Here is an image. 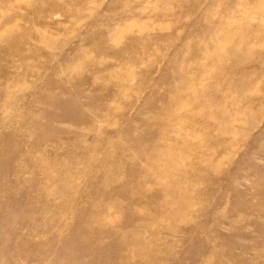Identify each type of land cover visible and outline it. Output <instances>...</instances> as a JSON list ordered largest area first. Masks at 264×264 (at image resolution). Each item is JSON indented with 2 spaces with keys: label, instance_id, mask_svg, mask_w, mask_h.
<instances>
[{
  "label": "rangeland",
  "instance_id": "374dc122",
  "mask_svg": "<svg viewBox=\"0 0 264 264\" xmlns=\"http://www.w3.org/2000/svg\"><path fill=\"white\" fill-rule=\"evenodd\" d=\"M0 264H264V0H0Z\"/></svg>",
  "mask_w": 264,
  "mask_h": 264
},
{
  "label": "bare ground",
  "instance_id": "6f19581e",
  "mask_svg": "<svg viewBox=\"0 0 264 264\" xmlns=\"http://www.w3.org/2000/svg\"><path fill=\"white\" fill-rule=\"evenodd\" d=\"M80 161H81V160H80ZM49 198H50V197H49ZM59 237H60V236H59ZM61 240H63V239H61ZM76 240H77V239H76ZM71 245H72V244H71ZM61 248H62V247H61ZM61 248H60V249H61ZM67 248H68V246H67ZM60 249H59V251H60Z\"/></svg>",
  "mask_w": 264,
  "mask_h": 264
}]
</instances>
